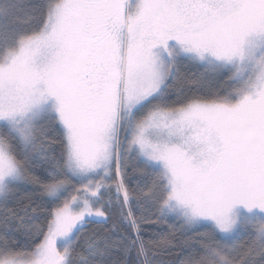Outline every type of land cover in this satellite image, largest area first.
Wrapping results in <instances>:
<instances>
[{"label":"snow or ice","instance_id":"obj_1","mask_svg":"<svg viewBox=\"0 0 264 264\" xmlns=\"http://www.w3.org/2000/svg\"><path fill=\"white\" fill-rule=\"evenodd\" d=\"M24 9L0 0V201L36 187L0 219V264H165L180 242L146 241L144 213L197 232L179 264H264V0ZM186 62L226 79L186 89Z\"/></svg>","mask_w":264,"mask_h":264},{"label":"trees","instance_id":"obj_2","mask_svg":"<svg viewBox=\"0 0 264 264\" xmlns=\"http://www.w3.org/2000/svg\"><path fill=\"white\" fill-rule=\"evenodd\" d=\"M19 2L23 5H25L24 11L20 12L19 15L21 17H24L27 14V6L30 4L37 3L38 0H19ZM178 78L181 80H184L185 82V88H196V84L188 83V81H196L199 80L202 83V86L205 90H207L209 87L215 85L216 87H219L226 77H220L217 76L215 73H212L208 71L207 69L189 64L184 63L179 68V74ZM58 154V149L57 153ZM134 160H129L128 167L125 169L127 172V176L125 177V182L130 190H138L140 187H143V183L145 180H147L148 183H150L149 178H141L138 173L133 171L134 166ZM36 175L40 174V169H36L35 173ZM113 176H115V170H113ZM110 183H113V201L115 202V188H114V182L110 181ZM34 185L31 184H23L19 190L14 192L12 196L10 197V201L2 208L0 211V219L4 216L6 212H9L10 210H16L19 207L22 206L23 203H27V197L30 195H33V189ZM33 199H36L35 196H33ZM107 199V196L105 197ZM39 204V200H37V203L33 205L34 208H36L35 213H32L35 216L42 217L44 214H46V209L37 207ZM29 212H32V209H29ZM139 209H137V215H140ZM148 219L141 223V234L143 238L147 240H162L164 237L169 236V234L174 233L177 237L178 241L180 242L179 245L173 247L171 249V253H164L162 254L159 259L163 260L165 264H179V261L176 259L177 254L180 253L181 248L180 245H183L184 241H189L190 243H195L197 240V232L196 231H187L183 232L181 230V224L179 221H174L171 219H166L160 222H156L157 218L155 215H149L148 213H144ZM116 221V216H113V221H111L108 225V227L112 226V223ZM40 221L37 220L36 223H39ZM95 227L94 225H90L89 228ZM0 230H2V226H0ZM200 232L203 231V229H199ZM22 238V237H21ZM244 237L241 238L240 241L237 243H243ZM173 244H176V241H173Z\"/></svg>","mask_w":264,"mask_h":264},{"label":"rangeland","instance_id":"obj_3","mask_svg":"<svg viewBox=\"0 0 264 264\" xmlns=\"http://www.w3.org/2000/svg\"><path fill=\"white\" fill-rule=\"evenodd\" d=\"M113 170H115V165H113ZM110 183V182H109ZM77 187H79V185H77ZM70 192L72 194H75V189H70ZM14 193V192H13ZM13 193H10L8 196V199L6 201H0V211L2 210V208L10 201V197L12 196Z\"/></svg>","mask_w":264,"mask_h":264}]
</instances>
